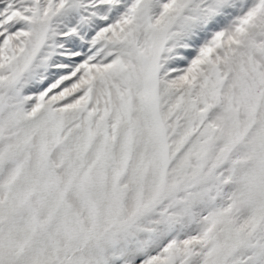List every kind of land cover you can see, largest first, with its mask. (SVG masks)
Segmentation results:
<instances>
[{"label": "snow or ice", "instance_id": "snow-or-ice-1", "mask_svg": "<svg viewBox=\"0 0 264 264\" xmlns=\"http://www.w3.org/2000/svg\"><path fill=\"white\" fill-rule=\"evenodd\" d=\"M0 264H264V0H0Z\"/></svg>", "mask_w": 264, "mask_h": 264}]
</instances>
